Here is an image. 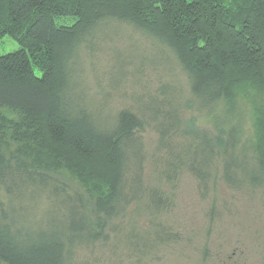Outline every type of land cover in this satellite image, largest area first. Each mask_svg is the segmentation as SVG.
<instances>
[{
  "label": "trees",
  "instance_id": "1",
  "mask_svg": "<svg viewBox=\"0 0 264 264\" xmlns=\"http://www.w3.org/2000/svg\"><path fill=\"white\" fill-rule=\"evenodd\" d=\"M118 24L164 45L187 77L191 103L215 112L219 135L185 129L171 99H152L137 112L121 109L113 118L93 109L74 77L79 51L92 50ZM4 36L18 48L0 55V110L22 116L34 157L32 163L0 156V183L11 196L0 209L3 263L72 264L74 249L105 239L133 202L135 211L155 217L164 205L161 192L141 183L138 132L147 119L167 152L158 179L185 166L203 185L214 172L233 188L264 194V109L255 110L254 132L244 138L237 108L239 93L264 96V0L229 6L225 0H0ZM178 134L186 143L171 142ZM48 167L67 169L97 195L88 203L72 198L43 173ZM38 192L51 202L41 222L29 216ZM153 233L156 242L167 240L163 229Z\"/></svg>",
  "mask_w": 264,
  "mask_h": 264
},
{
  "label": "rangeland",
  "instance_id": "2",
  "mask_svg": "<svg viewBox=\"0 0 264 264\" xmlns=\"http://www.w3.org/2000/svg\"><path fill=\"white\" fill-rule=\"evenodd\" d=\"M232 2L225 0L228 6ZM57 19L61 23L70 21ZM104 34L92 50L81 48L75 69L74 77L81 82L93 109L103 117L113 118L121 109L137 112L152 99H171L180 106L185 129L203 131L212 137L219 135L220 126L218 129L213 121L215 112L197 109L191 103L187 77L164 45L126 24L108 28ZM17 48L10 37L0 39V55ZM119 55L122 66L118 65ZM115 72L120 74L118 78ZM237 108L243 118L244 138L251 137L254 113L257 108L264 109V96L250 91L239 93ZM0 113V156L10 162H32L34 155L28 150L29 135L22 116L8 109ZM138 134L143 145L141 183L145 189L158 188L163 208L151 218L147 211H135L138 203L133 202L122 219L106 228L105 239L75 248L71 263L264 264L262 190L233 188L214 172L203 185L185 166L169 180L158 179L156 173L165 170L167 157L166 150L158 147V130L147 119ZM186 141V136L178 134L171 142ZM48 169L43 173L72 198L82 197L88 203L90 197H95L97 192L67 169ZM145 193L142 199L147 201ZM10 198L0 183V209L7 208ZM30 205L34 210L30 218L41 222L51 202L48 195L38 192ZM160 229L167 240L161 235L163 240L156 242L153 232Z\"/></svg>",
  "mask_w": 264,
  "mask_h": 264
}]
</instances>
